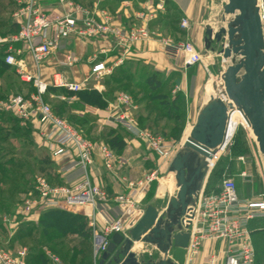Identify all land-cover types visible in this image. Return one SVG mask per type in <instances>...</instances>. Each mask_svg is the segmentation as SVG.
I'll use <instances>...</instances> for the list:
<instances>
[{"label":"crops","instance_id":"obj_1","mask_svg":"<svg viewBox=\"0 0 264 264\" xmlns=\"http://www.w3.org/2000/svg\"><path fill=\"white\" fill-rule=\"evenodd\" d=\"M73 1L90 9L96 19L101 18L102 12H107L111 17V23L123 30H127L130 26L146 25L150 31H154L156 34L165 35L171 39L181 37L183 41L190 42L197 51L201 50L211 40L209 39L205 42L206 30L211 28L213 32H216V27L221 26L220 23V25L214 28L215 23H218L216 17L226 3V0ZM38 2L40 7L48 13L63 9V6L56 0H38ZM160 2L163 3L162 10L157 8ZM141 12H151L153 18L149 21L141 19L137 16ZM182 18H186L189 22L187 29L179 27V21ZM117 42V39L112 37H70L63 42L61 47L55 49L38 69L33 65L29 52L22 43H13V48L19 52L16 56L24 63L27 71L32 75H38L43 82L52 88L46 94V101L50 106L58 110V112L61 111V114L69 119L84 137L96 144L103 143L107 132L118 127L117 123L113 120V102L114 97L118 94V89L115 88L114 92L109 93L107 90L111 86H106V83L112 85L114 82L110 77L111 73L120 70L131 73L139 71L143 75L156 72L159 79L167 80L169 84H171V79L179 78L180 82L175 88H172V92L173 94L181 92L188 100L189 106L185 118V129L188 127L186 130L188 132L206 100L198 92L200 81L204 78V71L202 69L204 59L193 65H185L181 55H172L168 51H164L157 38L148 41H138L130 46L129 49L117 44ZM67 55L75 59L70 65L64 63ZM96 62H103L105 67L111 69V72L99 76L92 74L90 72L91 67ZM55 74L67 82L82 84V88L78 91H69L65 88L55 86L53 84V75ZM211 84L212 81L207 84V88L205 89L206 95L218 91L216 94L222 96L221 87L215 89ZM61 88L63 90H60ZM84 91L98 93L101 102H91L84 97H80L79 92ZM107 94L111 98H103ZM102 98L103 100H101ZM170 122L168 120V124ZM239 123L248 125L240 110L234 107L229 112L228 124L230 125V129L228 136L232 134ZM44 129H46V124L41 122L37 116H33L27 121H21L12 113L0 107V148L6 150L2 152L6 162H10L19 156L14 150L10 151L12 148L9 146L18 143L21 147L24 146L23 157L25 159L32 160V155L34 154L33 149L36 150V156L42 157L39 169L47 176L52 184L64 185L75 182L82 175L81 169L74 168L70 171L67 170L68 166L74 161V155L70 153L61 157L51 156L47 143L43 141L40 135ZM231 138H229V141ZM123 139L125 146L120 151L115 152L112 171H107L103 167L97 149H95L91 156V162L86 169L92 182L100 185L110 198V201L106 205H101L102 207L93 213L99 230L104 226L105 218L110 220L120 213V208L116 205L114 199L118 195L128 193L124 179H139L146 174L149 167L158 166V169H154L157 172L163 169L167 171L169 162L179 150V148L175 149L168 159H161L160 157L154 159L150 158V154L140 139L126 134H124ZM183 139L184 137L182 136ZM227 144L216 154L214 166L221 158H226L229 154ZM162 161L164 163L161 164L160 162ZM11 170V173L14 175L20 173L19 170L14 168ZM241 173H244L243 175L241 174L242 176H246L244 171ZM159 184L161 183H158L156 190L158 196L167 195L169 197L171 194L168 190L166 188L161 190ZM14 190H16V193L19 191L20 196L23 193L22 189L18 190V187H14L12 191L9 190L10 193L5 195L3 194V189L0 187V208H10V205L13 203ZM145 190L144 194L147 192ZM217 190H219V187L206 190L203 181L199 194H207ZM237 194L240 198H247L254 201L260 200V195L253 190L249 179H243L239 182ZM140 206L145 207L141 204ZM64 211L88 218L87 215L91 209L89 206H79ZM40 214V212L34 213L30 217H23V219L18 221L15 218L12 220L13 222L5 223L2 220L3 213H0V246L5 249H10L13 244H18V240L13 237L14 231L11 228L22 222H37ZM65 235L75 241L77 234L71 233ZM135 243H139L140 247L145 248V244L141 242ZM70 246L76 245L73 243ZM223 247L224 244L219 240L205 241L202 243L199 253L193 257V260L197 263H202L213 253L222 255ZM189 257L190 253L185 251L184 261ZM96 262L98 264V260Z\"/></svg>","mask_w":264,"mask_h":264},{"label":"built area","instance_id":"obj_2","mask_svg":"<svg viewBox=\"0 0 264 264\" xmlns=\"http://www.w3.org/2000/svg\"><path fill=\"white\" fill-rule=\"evenodd\" d=\"M63 6L61 11L48 13L39 5L38 0H22L21 5L14 13L17 31L9 38H0V43H7L4 62L13 66L22 81L31 82L34 92L24 97L21 94L13 95L6 102L0 103L4 110L12 112L21 121L38 117L46 124L41 131V137L50 150L51 156L61 157L72 153L74 161L67 170L81 169V177L71 184H52L47 178L38 175L27 193L23 194L19 206L22 217H30L34 213L49 209L69 210L79 206H89L91 211L87 215L91 229L92 257L99 260L105 252L113 233L127 235V231L134 220L142 213L140 201L146 187L154 182L159 183L160 177L153 170L136 180L124 179L128 193L118 195L114 201L120 208L119 216L113 219H104L101 230L97 228L94 212L106 205L110 198L106 191L92 182L87 173V166L91 156L97 149L101 163L107 171H112L115 161V152L106 144H96L84 137L70 122L58 116L48 102L44 100L48 84L38 75L27 71L24 63L16 56L19 52L13 48V43H22L29 52L33 65L38 69L51 53L62 46L70 37L117 39V44L127 49L138 41H148L157 38L164 51L172 55H181L185 65H193L202 61L201 53L188 41H174L169 37L150 31L146 25L130 26L127 30L116 27L111 23L107 12H102L101 18L96 19L90 9L73 0H56ZM163 3L157 5L162 10ZM255 7L261 23L264 22V0H256ZM141 19L147 21L153 18L151 12L138 13ZM189 22L186 18L179 21V27L187 29ZM75 59L67 55L65 64L70 65ZM95 75L111 72L103 62L92 65L91 71ZM58 75H53V84L69 91H78L80 83H70ZM113 120L127 133L140 139L143 144L159 157L168 159L172 152L181 146L182 141L176 144L167 141L161 135L140 127L132 116L137 108L129 95L119 93L113 102ZM178 147V148H179ZM215 158L209 168L214 166ZM244 173H242L243 175ZM264 215V200H250L240 198L237 194V185L232 178H224L217 192L199 194L193 207L190 224L185 229L187 218H183L182 230L190 234L186 251L190 257L182 264H255V249L252 234L249 228L250 221ZM15 219L10 214H3L2 220L9 223ZM13 222V221H12ZM219 240L224 244L222 255L213 253L204 262L197 263L193 257L199 253L205 241ZM173 248L168 253L172 257ZM50 264H61L60 259L51 251L45 250ZM26 251L24 248L5 250L0 246V264H25Z\"/></svg>","mask_w":264,"mask_h":264},{"label":"rangeland","instance_id":"obj_3","mask_svg":"<svg viewBox=\"0 0 264 264\" xmlns=\"http://www.w3.org/2000/svg\"><path fill=\"white\" fill-rule=\"evenodd\" d=\"M21 3L22 0H0V38L7 39L17 31H15V28H18V25L15 22L14 13L19 8ZM216 18L218 23H215L214 28L217 25H220V23L221 26H225L227 23L234 21V17L232 15L224 14L223 9H220V13ZM219 28L220 27H216L217 31ZM262 29L264 37V22L262 24ZM161 36L168 37L165 35ZM173 40L181 41L182 38L177 37ZM223 43V40L216 41L212 38L202 47L201 50H198L201 53L202 60L204 59V65H202L204 78L200 81L198 92L204 96V98L206 97L205 89L207 88V84L211 81V86L215 89L219 87H221V90L223 89L220 83L225 67L230 63L237 62L239 59L237 56L233 55L224 60L222 58ZM6 46L7 43H0V53L5 52ZM0 59H4L3 54H0ZM135 74L136 73H133L132 79L126 82L123 87L118 89V94L126 93L130 96L134 105L137 106V110L135 109L131 113L133 118L141 127L148 126L151 129V132L154 131L167 141L179 144L182 141V136L184 137L188 128L187 127L185 129V118L186 111L189 106L188 100L181 94V92H176L175 94L172 92V88H175V86L179 84V78L171 79V84H169V81L162 79L163 87L157 91H152L144 86L143 80L140 77L141 75H138V73L137 75ZM56 79H58V76ZM34 90L35 88L32 83L22 81L13 66L5 67L0 64V103L6 102L9 98L18 93L29 95L34 92ZM214 92L217 93L218 91ZM172 95H178L179 101L175 102L171 108L170 102L171 97H173ZM66 120L68 121V119ZM168 120L171 121L170 124H168ZM117 125L120 126L119 124ZM230 138L231 139L227 144L229 154L226 158H221V160L208 171L204 179V187L206 190L218 188L220 187L222 180L227 177L232 178L237 186L241 180L249 179L253 190L260 195L261 200H264V157L258 150L255 136L252 134L248 125L239 123L230 135ZM9 146L12 148L10 151L14 150V152L19 156L10 162H6L5 157L2 155V152L6 150L4 148H0V187L3 189V194L6 195L10 193L14 187H18V190L22 189L23 192L25 190H30L35 177L38 175L47 178V176H45L39 169L42 157L40 158L36 156L35 149H33L34 154L32 155V160H29L28 158L25 159L23 157L24 146L21 147L18 143H16V145L12 144ZM178 147L176 149H178ZM145 148L150 154V158L156 159V157H159L155 152L149 150L146 146ZM160 163L162 164L164 161ZM12 168L19 170L20 173L17 175L12 174ZM154 169H158V166L149 167L146 173H149ZM242 171L246 173V176L241 175ZM166 173L167 171L164 169L158 172L160 177L159 183L162 182L161 180H163ZM157 186L158 183L154 182L146 187L145 191L147 192L143 195L140 203L141 205L145 206L147 204H152L157 207L158 210L164 209L168 197L167 195H162L161 197L158 196L156 193L158 188ZM23 194L24 193L20 196L19 191L16 193V190H14V198L12 199L13 203L10 205V208H0V213L2 211H7L11 216L16 218V221L23 219L18 209L19 201L22 199ZM119 214L117 216H119ZM66 218L68 217L66 216ZM74 220H76L75 224H77L80 219L77 218ZM54 221L57 223L59 230L62 232H66L67 230L74 228V222L69 225L68 222L63 220V218L61 220L58 217ZM85 221L86 229L89 231V218L85 217ZM249 228L253 237L252 239L256 252V264H264V215L261 218L251 221ZM11 230L14 231L13 236L22 235L23 239L19 241L18 244H13V246H11L12 249L10 248L9 251L24 248L27 255L43 251L44 257L48 261L45 250H49L60 259L61 264H97L96 261H93L94 259L92 260V245L88 237L80 238L76 235L74 241L72 238H68L67 235L64 237L59 234L55 235L54 237L57 239L59 244L58 246L53 247L54 251H52L50 243H47V239L41 236L38 221L25 222L24 224L19 223V225L11 228ZM25 231H27V235H24ZM73 243L76 247L81 248V253L84 255L83 259L77 257L74 261L69 258L68 249L70 245H73ZM139 247V243H135L132 246L133 251L138 257L143 255V251H145L147 245L145 244V248ZM64 259L65 261H63Z\"/></svg>","mask_w":264,"mask_h":264},{"label":"water","instance_id":"obj_4","mask_svg":"<svg viewBox=\"0 0 264 264\" xmlns=\"http://www.w3.org/2000/svg\"><path fill=\"white\" fill-rule=\"evenodd\" d=\"M256 0H226L223 13L233 22L213 32L206 30L205 42L223 40L222 58L237 56L222 74V97L209 95L179 150L169 162L164 178L171 194L163 210L147 204L123 236L113 233L98 264H141L132 251L135 242L153 246L158 257L152 264H182L190 234L193 207L210 162L229 141V112L236 107L245 117L264 157V37ZM173 248L172 257L167 255Z\"/></svg>","mask_w":264,"mask_h":264},{"label":"trees","instance_id":"obj_5","mask_svg":"<svg viewBox=\"0 0 264 264\" xmlns=\"http://www.w3.org/2000/svg\"><path fill=\"white\" fill-rule=\"evenodd\" d=\"M17 29L18 28H15V31ZM0 54H3V57L5 56V52L4 53H0ZM0 64H2L5 67H9V65L5 64L4 59H0ZM137 73H138V75H141L140 77L142 78L143 84H144V86L146 88H148V89H150L152 91H157L161 87H163V81H162V79H159L157 77V73L156 72H151L149 74L143 75L142 73L136 71L135 75H137ZM132 75H133V73H131L129 71H124V70H122V71L120 70L118 72H112L110 77L112 78V81L114 83L112 85L111 84L109 85V84L106 83V86L107 85L111 86L110 88L108 87L107 91L109 93H112V92H114L115 88L119 89V88L123 87V85H125L126 82H128V81H130V79H132ZM51 89L52 88L48 87L47 92H48V90H51ZM60 90H63V89L61 88ZM18 94H21V93H18ZM46 94L44 95V100L45 101H46ZM21 95L24 96V97L28 96V94H21ZM178 95H174L173 97H171V102H170V107L171 108H172L173 104H175V102L179 101V96ZM79 96L82 97V98L84 97L88 101H91V102H97V103L101 102L100 101V95L98 93H96V92H93V91L90 92V93L87 92V91L79 92ZM103 98L109 99L111 97L108 96V94H107ZM103 98L101 100H103ZM52 110L58 116L67 119L64 115L61 114V111L58 112V110H56L54 108H52ZM68 121L73 125V123L69 119H68ZM142 128H146V129L151 130L148 126H143ZM153 133H155V132L153 131ZM124 134L130 135L122 127L118 126L116 129H111V130H109L107 132V134L105 136V140H104L103 143L108 145L114 152L120 151L125 146V142H124V139H123ZM217 191H214V192H217ZM23 193L24 194L27 193V190H25ZM21 201H22V199H20L18 207L20 206ZM2 213L3 214H10L7 211H2L1 214ZM66 216L68 218H66ZM58 217L61 220L63 218V220H65V222H68L69 225H71L74 222V228L73 229L71 228V230H67L66 232L65 231L64 232L60 231L57 223L54 221ZM77 218H79L80 220L78 221L77 224H75L76 220H74V219H77ZM256 219H258V218H256ZM256 219H253V220H256ZM27 222H29V221H27ZM24 223L25 222H22L20 224H24ZM38 223L40 225L41 236L47 239V241H48L47 243H50V246H51L50 248H52V251H54L53 247H56L59 244L57 239L54 237L55 235L59 234L60 236L63 237L65 234L75 233L80 238H87L88 237V239H90V237H91V229H89V231H87L88 229H86L85 217H83L81 215H77V214H71V213H68V212H66L64 210L49 209V210L42 211L40 216H39ZM250 223H251V221H250ZM249 227H250V224H249ZM27 234H28L27 231H25L24 235H27ZM13 237H14V239L18 240V242L23 239L22 235H16V236H13ZM252 241H253V239H252ZM6 250H9V249H6ZM68 250H69V258H71V260L75 261V259L77 257H79L80 259L84 258V255L81 253V248L80 247L70 246ZM99 260H98V263H99ZM63 261H65V259ZM25 264H49V262L44 257V252L40 251L39 253H30L28 255L26 254V256H25ZM255 264H256V252H255Z\"/></svg>","mask_w":264,"mask_h":264},{"label":"flooded vegetation","instance_id":"obj_6","mask_svg":"<svg viewBox=\"0 0 264 264\" xmlns=\"http://www.w3.org/2000/svg\"><path fill=\"white\" fill-rule=\"evenodd\" d=\"M143 255L137 257L139 261H141V264H152L153 261H155L158 257V252L154 247H146L145 251H143Z\"/></svg>","mask_w":264,"mask_h":264},{"label":"bare ground","instance_id":"obj_7","mask_svg":"<svg viewBox=\"0 0 264 264\" xmlns=\"http://www.w3.org/2000/svg\"><path fill=\"white\" fill-rule=\"evenodd\" d=\"M228 19V18H227ZM221 85H222V82L220 83ZM222 88H223V85H222ZM209 95H217L216 94V92H213V93H208L207 95H206V99L209 97ZM222 97V96H221ZM249 126V125H248ZM229 129H230V125L228 124V131H229ZM189 132V131H188ZM188 132H186L185 133V135H184V139L186 138V136L188 135ZM183 139V140H184ZM182 140V141H183ZM162 182H161V184H160V189L161 190H164V188H165V186H166V184H168V182H169V180L167 179V178H163V180H161ZM169 185V184H168ZM138 245V244H137Z\"/></svg>","mask_w":264,"mask_h":264}]
</instances>
